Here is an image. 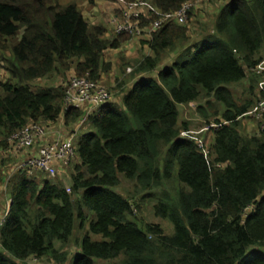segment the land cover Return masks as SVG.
Returning a JSON list of instances; mask_svg holds the SVG:
<instances>
[{
    "label": "trees",
    "instance_id": "16d2710c",
    "mask_svg": "<svg viewBox=\"0 0 264 264\" xmlns=\"http://www.w3.org/2000/svg\"><path fill=\"white\" fill-rule=\"evenodd\" d=\"M68 1L0 0V68L7 74L0 82L2 154L12 134L32 121L63 116L70 129L85 115L82 108L64 109L65 87L33 91L29 82L66 71L100 82L110 66L104 53L132 39L127 33L105 38L106 28H90L76 0ZM146 1L167 14L191 0ZM155 16L144 17L142 26ZM188 24L167 22L154 32L150 54L132 70L134 77L147 76L124 94L121 107L109 89L113 101L89 115L90 130L76 143L80 162L73 163L71 192L41 173H7L12 206L0 227V264L35 258L55 264H264V130L240 131L262 79L252 69L264 59V0H229L200 33ZM168 57L171 63L163 64ZM247 78V96L239 101L231 86ZM199 101L205 121L219 124L209 156L180 137L189 124L180 122L178 105ZM176 162L180 185L174 191L165 185ZM121 175L134 183L135 194L161 190L153 208L171 223V234L129 220L134 197L113 190ZM73 240L76 250L70 249Z\"/></svg>",
    "mask_w": 264,
    "mask_h": 264
},
{
    "label": "built area",
    "instance_id": "2783aa9c",
    "mask_svg": "<svg viewBox=\"0 0 264 264\" xmlns=\"http://www.w3.org/2000/svg\"><path fill=\"white\" fill-rule=\"evenodd\" d=\"M196 3L197 1L194 0L188 1L178 11L165 14L158 8L153 7L146 0H137L134 3L118 0L113 17V22L116 26L115 35L127 33L131 35L132 39H139L145 35L151 36L167 22L185 24L188 20L189 13L195 7ZM117 10L119 11L118 13H116ZM153 16L157 17L155 21L148 26H142V19L144 17L153 18ZM132 70L133 68H131ZM252 71L262 76L258 89L259 100L254 108L240 119L243 117L253 118L258 125V130H264V98L261 94L264 91V59ZM2 79H7L6 73ZM64 87V109L67 110L69 107L85 109L83 119L74 128L70 129L66 128L63 116L60 118L59 127L56 126L57 122L32 121L13 133L10 137V148L5 151V154H1L4 158L11 156L20 158V161L8 172L9 175H13L19 171H25L31 176L45 173L55 181H57L56 178H62V170L75 159L76 138L79 130L88 123L89 115L113 101L112 93L101 82L86 77H78L74 73L70 76ZM208 124L209 126L200 132L187 130L183 131L180 135L182 138L196 142L199 150L205 156H209L211 153L214 129L219 126V124L214 122H209ZM253 129L252 127L249 130V134H251ZM258 130L256 131L255 129L253 133H257ZM209 131H211L213 137L210 145L205 141L206 137H202L205 132L208 133ZM199 133H201L200 136L197 135ZM218 166L222 165L219 164ZM67 191L71 192L70 187H67ZM11 206L12 200L10 199L3 208L0 227L3 225L4 218L8 216ZM252 210L253 206L251 205L246 209L244 216L247 217V214Z\"/></svg>",
    "mask_w": 264,
    "mask_h": 264
},
{
    "label": "rangeland",
    "instance_id": "374dc122",
    "mask_svg": "<svg viewBox=\"0 0 264 264\" xmlns=\"http://www.w3.org/2000/svg\"><path fill=\"white\" fill-rule=\"evenodd\" d=\"M197 1L195 7L191 11V17H188L187 22L185 25L190 26L191 33H200L202 30V27L204 25L211 26L212 22H214V19L219 11V9L229 0H194ZM65 2H69L68 0H65ZM76 4L78 6V9L83 14L85 19L88 21L90 28L94 26H102L105 27L107 32L105 34V38L111 39L115 37V23L113 22V15L116 11V3L113 1L108 0H76ZM142 38V37H141ZM140 39H131L129 42H126L121 48L119 49H109L104 53V62L108 63L110 66L107 69V71H103V78L101 79V83L107 87L109 84H113L114 88L112 91L114 92V97L121 95V90L124 88L130 87L134 85V83L137 81V78L133 76V71H131V68L134 69L135 64L143 59L147 53L150 51L148 46H144V44L140 41ZM142 40H147L145 38H142ZM71 71H66L62 74H55L52 77H46V78H40L36 79L33 82H29L30 87L33 91H37L41 88H47V87H53V86H65L68 82L70 76L73 74H70ZM5 70L0 68V82L4 79L3 76H5ZM152 76H156L155 74H152ZM106 81V82H105ZM249 83V78L243 81L242 83L238 85L231 86V89L233 90V93L239 101L244 99L246 95V89L247 85ZM259 87H256V90L254 92L255 97H257V101L259 100ZM129 90V89H128ZM128 90H125L123 93L125 94L128 92ZM110 91V90H109ZM111 92V91H110ZM256 101V103H257ZM204 101L195 102L194 104H179L178 109L180 112V122H187L189 124V131L193 132H200L202 129L209 126V122L205 121L204 115L201 114L198 111V105L203 104ZM121 107V101L116 103ZM222 110L224 109L222 103H219ZM253 109V108H252ZM209 111V110H208ZM253 119V118H252ZM134 127H139L140 124L136 119H132ZM210 123L215 121L211 118L209 119ZM47 124V123H46ZM60 125V119L57 121V127ZM246 125L244 126V123L241 122V133L243 135H249V130L246 128ZM82 129V130H81ZM80 136L85 134L90 130V127H88V123L84 125L81 128ZM79 130V131H80ZM206 133V132H205ZM203 134L205 136V141L210 145L213 137L211 131H209L206 134ZM253 132H251L252 134ZM198 136L201 135V133L197 134ZM79 136H77L76 140L78 141ZM2 153H0L1 155ZM75 160H73L69 165L66 167H69L73 163L76 162V156L74 157ZM2 167H5V169L2 170V174L4 176V181H0V210L3 212L4 206L8 203L10 200V195L7 191V179L8 177L7 173L10 171L11 167L16 165L20 158H17L15 156H11L9 158H4L3 155L0 156ZM65 167V168H66ZM74 168V167H73ZM71 175L70 168L67 172L63 170L61 175L64 174ZM44 175L41 173L40 178H43ZM47 176V175H46ZM1 177V173H0ZM57 181L64 180L62 178H56ZM171 182H166V187L170 190H174L173 186H179V180H178V165L177 162L173 168V174L171 177ZM121 185L119 187H114L113 190H116L117 192H120L121 194L125 196H132L134 197L133 200V215L129 216V220L138 222L140 227H143L144 223H151V224H157L161 226L165 233L171 234L173 231V227L171 223L163 219L159 216H156L154 212V204L157 203V196L160 195L161 190H157L156 192H152L151 194L146 195V193L143 194H135V188L134 183L129 181L125 178L124 175H121ZM163 186V189L165 188ZM175 191V190H174ZM136 204V205H135ZM88 225V223H87ZM83 234L81 237V240L79 242V246L82 244L83 235L85 234V230L82 229ZM78 232H76V235ZM76 236L74 237V239ZM76 248V242L73 240L70 244V249ZM77 249V248H76ZM75 249V250H76ZM74 251V250H73ZM31 264H55L49 259H37V260H30ZM99 264H104L103 261H99Z\"/></svg>",
    "mask_w": 264,
    "mask_h": 264
},
{
    "label": "crops",
    "instance_id": "0c3cea01",
    "mask_svg": "<svg viewBox=\"0 0 264 264\" xmlns=\"http://www.w3.org/2000/svg\"><path fill=\"white\" fill-rule=\"evenodd\" d=\"M113 17H114V15H113ZM142 38H145V39H147V40H142ZM141 38V42L144 44V46H148V41L151 39V36H149V35H145V36H143ZM140 39V38H139ZM149 47V46H148ZM150 49V48H149ZM150 52L151 51H149L147 54H150ZM171 61H172V59L170 58V57H168V58H166V60L163 62V64H168V63H171ZM163 64H162V66H163ZM145 76H147V74H141V75H138V76H136V78H137V81L141 78V77H145ZM102 78H103V76H102ZM136 81V82H137ZM106 82V81H105ZM135 82V83H136ZM245 82V81H244ZM114 85L113 84H109V86H108V88L110 89V90H112L114 87H113ZM133 86V85H132ZM132 86H130V87H127V88H124L122 91H121V95H119V96H116V97H114V103H117V102H120L121 101V106L123 105L122 104V98H123V96H124V91L125 90H128V89H130ZM114 93V92H113ZM115 96V95H114ZM195 102H191V103H189L190 105L191 104H194ZM241 122H243L244 123V126L246 125V123H247V126H246V128H248V130H250L252 127L254 128L253 129V131L252 132H254L255 131V129H256V131L258 130V125H257V123L252 119V118H250V117H243L242 119H241ZM67 128V127H66ZM68 130V129H67ZM82 130V129H81ZM81 130L78 132V136L80 137V132H81ZM78 162H80L78 159H77V161H76V163H78ZM1 165V164H0ZM69 168H70V171H71V175H68L67 173L66 174H64L63 176H62V179L64 180V184H65V186H66V188L67 187H71V185H72V179H71V176H72V170L74 169L73 168V164L72 165H70L69 167H66V168H64L63 170H65V172H67L68 170H69ZM3 169H5V168H3ZM63 170H62V172H63ZM1 220H2V212H1V210H0V223H1Z\"/></svg>",
    "mask_w": 264,
    "mask_h": 264
}]
</instances>
